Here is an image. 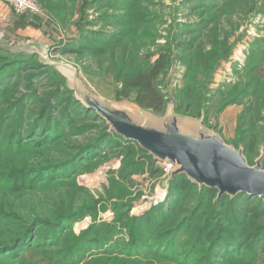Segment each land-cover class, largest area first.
<instances>
[{"label":"trees","instance_id":"16d2710c","mask_svg":"<svg viewBox=\"0 0 264 264\" xmlns=\"http://www.w3.org/2000/svg\"><path fill=\"white\" fill-rule=\"evenodd\" d=\"M95 1L99 3L94 10L95 13L107 10L103 0ZM123 1L125 2V0H115L114 2L118 4H111L112 7L109 8L114 13L108 17L105 13L100 18L103 27L116 24L124 26L126 17L119 15L120 13L125 9L144 8L141 4L123 5ZM250 1L253 7L255 0ZM227 3L226 0L220 3L216 0H193L187 4L182 1L181 4L185 9H200L196 21L177 24L181 33L184 31L185 36L191 35L192 38L180 41L183 36L177 35L178 31L175 32L176 36L173 40L165 35L166 41L162 46L166 48V53L162 51L154 63L149 62L153 49L162 44L154 37L156 32H161L156 29L154 34H152L153 31L148 32L149 35L143 33L139 38L141 42L138 44L137 40L141 32L137 33V28L126 32L97 31L93 26H98L99 22L84 21L87 26L80 28L75 42L60 46L58 49L62 54L74 52L82 55L83 53L96 59L103 57L107 52L113 55L117 49H122L119 68L116 71L118 75L115 79V98H132L137 106L143 110H149L154 116L165 115L169 108H172L174 114H178L181 108L189 110L192 107L191 104H194L196 110L202 112L211 102H218L217 110L220 111L228 105L239 103L243 97L250 99L253 96L255 102L258 99L262 101L263 98L259 97V93L262 92V81L254 74L255 72L247 75L245 85L225 84L214 90L207 86L213 81V71L225 56L217 55L214 46L205 48L201 43L203 42L201 37H212L210 33L217 37L215 24L218 22L219 11L216 9H220ZM56 4V2L47 4V7ZM226 7L227 5L222 10ZM260 12H264V9ZM84 17L85 13L81 9L79 19L76 20L77 26ZM105 17L108 19L107 22L103 21ZM155 18L148 17L146 21L147 17H143L140 24L154 23ZM86 41L90 44H86ZM178 41L180 43H176ZM134 42L133 52L129 46ZM257 42L262 44L264 40H257L251 45ZM173 51L186 52L184 56L187 62H191L187 66L186 84L175 91L179 103L177 101L175 103L173 96L168 95L169 87L166 89L161 83L170 60L174 57ZM4 52L5 50L0 48V255L4 254L12 259H24L25 249L38 248L49 254L50 261L51 257L62 256L57 263L52 262V264H108L110 262L107 260L117 258H121L124 262L125 258L138 260L137 264H141L142 258L145 259L143 264H150L151 259H156L154 262L156 264H257L260 262L258 256L264 248V222H259L264 219V195L249 196L239 192L235 195L218 196L217 188L199 185L184 173L177 174L168 181V191L164 201L154 205L150 215L142 220L138 227H135L131 239H125L123 246H119L118 250L115 251L114 247H111L114 241L109 245L107 242L112 240L114 235L119 234V230L104 238H98L101 236H97L92 231L94 237L89 239L88 236L91 233L84 231L70 241L64 239L68 233H63L67 228L65 225L87 208L85 206L75 209L66 207L68 210H64V202L50 193H45L44 189L58 187L62 179L57 181L58 184H52L53 172L66 168L89 152L94 153L101 143L107 141L109 132L103 129L90 141L76 145L73 152L64 160L48 161L50 157L44 151L48 150L52 142V140L48 141L50 134L54 131L50 123H53V116H56L61 102L65 104L60 111L62 114L68 112L69 107L74 105L79 112H94L93 118L96 120L105 121V119L77 97L67 77L55 65L46 61L30 62L34 54L26 56L24 53ZM250 53L253 55L254 51ZM108 65L112 66L110 60ZM252 65L254 64L247 66ZM256 67L253 66L251 70H255ZM45 69L57 72L61 79L67 81V87L56 85L50 93L40 94L39 89H35L34 83L36 78L47 74V72L42 73ZM199 69L203 70L206 81L202 84L205 90L200 92L201 98L198 100L199 95L195 93L194 85L197 78L192 75ZM33 70H37V73ZM29 71L31 72L27 73ZM21 83H25L24 93L19 92ZM206 89L213 94L206 95ZM61 94H65L64 101ZM26 102H28L27 106ZM33 105L42 106L32 109ZM248 110L250 112V105H247L246 111ZM29 118L31 120L28 121ZM256 124L251 123L246 131L239 130L241 133L239 141L243 142L245 147L248 143L244 141L246 137L243 134L254 129ZM108 126L106 123L105 127ZM57 135L52 139H55ZM123 140L129 147L143 153L142 157L150 160L152 174L160 173L159 167H153L156 161L151 154L138 143L124 138ZM135 144L137 147H133ZM231 146L241 149L246 159L243 147ZM33 151L41 152L39 159L44 160V164H32L28 161L26 155H30ZM128 165L131 166V164ZM261 167L263 168L262 164ZM125 206L127 205L124 203H118L115 208ZM126 219L133 222L130 217ZM130 226V224H121L120 231L127 234V227ZM58 245L67 250L51 252L49 248H46ZM119 252H121L120 255ZM19 263L23 264V262Z\"/></svg>","mask_w":264,"mask_h":264},{"label":"rangeland","instance_id":"374dc122","mask_svg":"<svg viewBox=\"0 0 264 264\" xmlns=\"http://www.w3.org/2000/svg\"><path fill=\"white\" fill-rule=\"evenodd\" d=\"M103 1L107 5V10L112 7L111 4H118V2H114L115 0ZM142 1L143 3H141ZM182 1L187 4L193 0H125L123 5L128 6L130 3L133 5L141 4V7L144 6V8L138 10L125 9L120 13L119 15L126 17L124 18V23L126 24L124 26L116 24L111 27H103L100 18L105 13L108 17L114 12L100 10L95 13L94 10L99 5L95 0H36L39 11H26L20 14L32 13L42 17V19L51 20L53 26L48 24L45 27L47 32H50L47 33L48 36H45L46 34L43 32L40 34H37V32L34 35L24 34L23 31H19L17 27L15 28L11 16L6 20L0 19V48L7 53H24L26 56L34 54V58L30 60L33 63L46 61L50 64H55L58 70L67 77L71 87L70 79L74 81L76 88L80 89L79 91L85 88L87 94L94 101L97 100L110 109L128 113L136 123H142V119L136 115L143 118H150L151 116L163 118L168 111L174 114L172 108H169L163 116H154L149 110H143L137 106L132 98H115V79L118 75L116 71L119 68V58L122 54V49H117L113 55L107 52L103 57L96 59L83 53L82 55H77L74 52L62 54L58 47L74 43L79 36H77V33L80 28L87 26L84 21L99 22L98 26H93L94 30L97 31L126 32L137 28V33L141 32V35L138 36V44L141 42L139 38L143 33L149 35L150 33L148 32L153 31L152 34H154L156 29L161 32H156L154 37L157 42L162 44L153 49L154 52L149 62L154 63L162 51L166 53V48L162 46L166 41L165 35L173 40L176 36L175 32L178 31L176 34H182L183 36L180 41L192 38L191 35L189 37L185 36L184 31L181 33L177 28V24L196 21L199 17L198 12L200 9H185L183 4H181ZM222 1L216 0L218 3ZM226 1L228 3L224 10L222 9L226 5L216 9L219 11L218 22L215 24L217 25L215 32L217 37H214L213 33H210L212 37H201L203 41L201 43L205 48H210V46L213 48L214 46L217 55L225 56L213 71V81L207 86L214 90L225 84L237 83L245 85L247 75H252L251 73L255 72L254 74L262 81V92L259 93V97L263 99L262 101L258 99L255 102L253 96L250 99L243 97L239 103L228 105L220 111L217 110L218 102L208 103L209 106L206 105L202 112L196 110L194 104H191L192 107L189 110L181 108L178 111L183 115L175 114L180 118L176 119V124L179 123V126L177 125L178 128L180 127L179 130L185 133L187 132L181 124H200L207 131L218 134L225 143L243 147L246 159L250 165L255 164L258 158L263 159L261 164L264 168V42L262 44L257 42L251 45L257 40H264V12H260V10L264 9V0H255L256 6L254 5L253 7L250 0ZM54 2L57 4L47 7V4ZM83 6L85 7L83 8ZM81 9L82 12L84 11L85 17L77 26L76 20L79 19ZM12 10L19 14L13 8ZM107 17L103 18L104 22L108 21ZM143 17H147L146 21H148V17L156 18L154 23L140 24ZM88 27L92 28V26ZM209 28L211 29V26ZM180 41L176 43H180ZM85 43L90 44L87 41ZM129 48L134 52L135 42ZM250 51H254V54L252 55ZM177 52L173 54L174 57L171 58L161 82L166 89L169 87L168 95L173 96L175 103L176 101L179 103L175 91L181 88L183 84H186L187 66L191 64L190 61L187 62L184 56L186 52ZM109 60L112 66L108 65ZM251 63L254 65L247 66L251 65ZM258 65L261 66L258 67ZM253 66H257L255 70H251ZM73 69L76 71L74 72ZM33 72L37 73V70H33ZM46 72L47 74L41 78H36L34 83L35 89H39L40 94L44 92L50 93L56 85L67 87V81L61 79L57 72L45 69L42 73ZM192 76L197 78L194 81V85L195 93L199 95V100L201 98L200 92L205 90L202 86L206 81L204 80L203 70L199 69ZM76 77L78 81L75 80ZM24 85L25 83L19 84L20 93L25 92ZM205 94L211 95L213 92L210 93L206 89ZM61 95L62 97L65 96V94ZM62 99L63 101L65 100L64 97ZM60 104L61 106L56 116H53V123H50L51 129L55 131H52L48 140L49 142L52 140V142L49 144L48 150L44 151L50 157L48 161L64 160L73 152L76 145L90 141L103 129L109 132V137L106 142L101 143L94 150V153L89 152L66 168L53 172L51 175L52 184L57 183L61 179L62 182L61 184L57 183L58 187L50 190L44 189V191L58 197V200L61 199L64 202V210H68L66 207L75 209L85 206L87 208L86 211L81 212L65 225L67 228L63 233H68L64 239L70 241L84 231L91 233L88 236L89 239L94 237L92 231L97 236H101L98 238H104L113 235L114 232L119 230V234L114 235L112 240L107 242V245H109L114 241L111 247H114L116 251L123 246L125 239H131L135 227H138L141 221L150 215L151 209L154 205H157V203L153 204L154 200L166 197L168 190L167 186H164V182L167 179V175H164L162 169L155 163L153 167H159L160 173L152 174L150 172V160L142 157L143 153L139 150L129 147L128 143H125L123 138L118 137L109 126L106 128L105 121L93 118L94 112H79L75 108L76 106L73 105L69 107L68 112L62 114L60 111L65 104L63 102ZM25 105L27 106L28 102ZM247 105L251 107L250 112L249 110L246 111ZM41 106L33 105L31 108H40ZM201 113H203L202 116ZM168 119L167 121L162 119L161 122L168 125L172 118L168 117ZM29 120L31 119L29 118ZM251 123L257 124L254 129H250L248 133L243 134L246 137L244 141L248 143L245 147V144L239 141L241 137L239 130L246 131ZM191 133L197 134L200 133V130L198 129L196 132ZM55 135L57 137L52 139ZM133 147H137V144L133 145ZM37 152L39 151L31 152L30 155H26V158L32 164H44V160L39 159L41 152ZM128 164H131V166ZM118 203H124L127 206L115 208ZM126 217L133 219V222L127 220ZM263 222L264 219H261L259 223ZM121 224L131 225L127 227V234L120 231ZM109 232L112 233L109 234ZM140 236L142 237V234ZM115 243L116 245H114ZM61 245L57 247L48 246L46 248H49L51 252L54 250L66 251L67 248H61ZM118 254L120 255L121 252ZM23 255L25 256L24 259H12L7 255L1 254L0 264H20L19 262H23V264H52V262L57 263L62 258L59 255L51 257L50 261L48 260L49 254L38 248L34 250L25 249ZM258 257L260 262L258 261L259 263L257 264H264V248ZM124 260L126 261L124 262L121 258H117L116 260L107 261L110 262L108 264H137L136 261H138L126 258ZM144 260L142 258L141 264L145 263ZM155 260H149L150 264H156L154 263ZM162 262L168 263L166 261Z\"/></svg>","mask_w":264,"mask_h":264},{"label":"water","instance_id":"95a60500","mask_svg":"<svg viewBox=\"0 0 264 264\" xmlns=\"http://www.w3.org/2000/svg\"><path fill=\"white\" fill-rule=\"evenodd\" d=\"M75 80L78 81L77 77ZM70 83L77 97L105 119L115 133L125 140L138 143L156 162L167 160L175 165V169L164 182L165 187L175 175L184 173L199 185L217 188L218 196L235 195L239 192L249 196L264 195V168L261 167V158L255 164L249 165L241 149L225 143L218 134L207 131L200 124H181L187 133L179 130L176 119L180 118L169 111L163 118H143L136 115L142 119V123H136L128 113L110 109L97 100L95 102L85 88L79 91L74 81L70 79ZM168 117L172 118L168 125L161 122L162 119L167 121ZM198 129L200 133H191Z\"/></svg>","mask_w":264,"mask_h":264},{"label":"crops","instance_id":"0c3cea01","mask_svg":"<svg viewBox=\"0 0 264 264\" xmlns=\"http://www.w3.org/2000/svg\"><path fill=\"white\" fill-rule=\"evenodd\" d=\"M12 16V21L19 31H23L24 34L34 35L35 33H45V36H48L46 30V25L50 24L53 26L51 20L42 19L38 15H33L32 13L28 14H16L13 12L12 7L4 2L0 3V19L6 20Z\"/></svg>","mask_w":264,"mask_h":264},{"label":"built area","instance_id":"2783aa9c","mask_svg":"<svg viewBox=\"0 0 264 264\" xmlns=\"http://www.w3.org/2000/svg\"><path fill=\"white\" fill-rule=\"evenodd\" d=\"M4 2L9 4L16 12L19 14L22 12L30 11V12H37L39 11V7L36 3V0H0V3ZM156 164L162 169L164 175L167 177L173 171L174 164L171 162L164 160L161 162H156ZM165 197L160 198L162 201ZM160 199L154 200L153 204H158Z\"/></svg>","mask_w":264,"mask_h":264},{"label":"bare ground","instance_id":"6f19581e","mask_svg":"<svg viewBox=\"0 0 264 264\" xmlns=\"http://www.w3.org/2000/svg\"><path fill=\"white\" fill-rule=\"evenodd\" d=\"M161 202H162V200L160 199V201L158 203H161Z\"/></svg>","mask_w":264,"mask_h":264}]
</instances>
